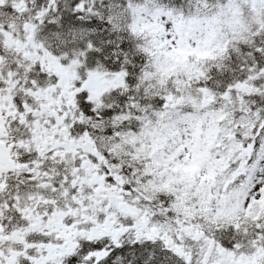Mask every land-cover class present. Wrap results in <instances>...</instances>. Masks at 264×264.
<instances>
[{"label":"snow or ice","instance_id":"snow-or-ice-1","mask_svg":"<svg viewBox=\"0 0 264 264\" xmlns=\"http://www.w3.org/2000/svg\"><path fill=\"white\" fill-rule=\"evenodd\" d=\"M0 264H264V0H0Z\"/></svg>","mask_w":264,"mask_h":264}]
</instances>
